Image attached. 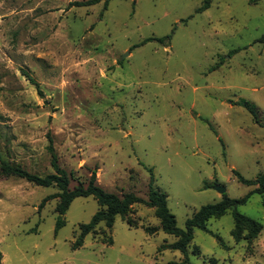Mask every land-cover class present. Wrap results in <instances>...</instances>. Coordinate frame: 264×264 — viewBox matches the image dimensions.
<instances>
[{"label": "rangeland", "instance_id": "374dc122", "mask_svg": "<svg viewBox=\"0 0 264 264\" xmlns=\"http://www.w3.org/2000/svg\"><path fill=\"white\" fill-rule=\"evenodd\" d=\"M71 1L0 0V156L52 173L49 134L70 188L95 170L106 191L142 198L152 168L182 229L202 205L221 200L214 186L232 198L252 190L236 173L264 175V0H211L201 12L204 0H109L106 9ZM56 192L0 175L2 264L184 259L178 250L158 251L176 238L143 204L127 214L136 227L118 215L111 229L101 222L72 249L99 205L80 196L64 215L58 198L39 209ZM237 210L261 223L258 236L236 241L230 209L208 220L209 231L194 229L187 264H264V193ZM146 225L158 231L148 234Z\"/></svg>", "mask_w": 264, "mask_h": 264}, {"label": "trees", "instance_id": "16d2710c", "mask_svg": "<svg viewBox=\"0 0 264 264\" xmlns=\"http://www.w3.org/2000/svg\"><path fill=\"white\" fill-rule=\"evenodd\" d=\"M103 3V9L108 6L109 0H75L69 2L71 6H90ZM211 0H204L203 4L197 8L198 12L203 11L209 7ZM171 35L168 34L163 37H149L141 42V44L148 41L156 40L161 43L170 39ZM232 50V52L236 51ZM28 75V74H25ZM32 84H35L38 88L37 83L29 77ZM39 93H41L39 91ZM240 104L246 106L249 110L253 111V108L244 102ZM48 152L50 153V163L53 169L52 173L45 175H38L32 173L18 165H13L0 156V175L5 177H17L25 179L26 181L33 183L37 186L49 187L54 186L58 189V192L49 194L43 198L39 209L42 208L45 203L54 198H58L56 211L60 215H64L67 211L70 203L76 197L93 196L98 205L99 209L92 215L91 219L87 223H81L79 226V233L76 235L75 240L72 243V249L81 247L84 243V238L87 234L94 232L97 225L101 222L105 224L108 229H111L116 216H121L129 226L136 227L135 223L127 218V214L131 211V208L136 204H143L149 208H152L154 215L160 221V229L165 233L173 235L176 239L172 243L162 244L158 251L164 249L178 250L184 255L182 261H169L167 263H155V264H187L189 259L187 256L188 246L193 240V232L195 228L209 231L207 228V222L210 218H219L224 215L228 210H232V217L234 220V227L231 230V235L236 241L246 239L252 241L255 239L262 229V225L257 220L240 213L237 210V206L244 204L248 197L253 193H264V175H260L255 179H246L241 174L236 173L238 180L246 185H254L255 187L250 190L246 195L240 198L229 197L226 193L222 194L221 200L202 205L191 217L186 220L185 228H179L176 224L175 216L170 211L167 205V194L160 189L154 187L152 168L148 170L151 173L150 180L148 182V193L147 198H142L136 195L134 192H125L118 195L113 192L106 191L96 182V171L91 170L89 178L86 184L80 183L77 186L70 188L69 175L67 171L62 168L58 163V156L53 146V140L48 134ZM64 219L59 218L56 222L55 229H59L64 224ZM146 233L154 234L158 231L155 226H142ZM107 244L112 243V238L108 237ZM220 243H222L220 241ZM193 253H199L198 248L193 249ZM0 264H2V254L0 253Z\"/></svg>", "mask_w": 264, "mask_h": 264}, {"label": "water", "instance_id": "95a60500", "mask_svg": "<svg viewBox=\"0 0 264 264\" xmlns=\"http://www.w3.org/2000/svg\"><path fill=\"white\" fill-rule=\"evenodd\" d=\"M214 189L217 190L219 193L223 194L225 193L226 189L222 186H214Z\"/></svg>", "mask_w": 264, "mask_h": 264}]
</instances>
